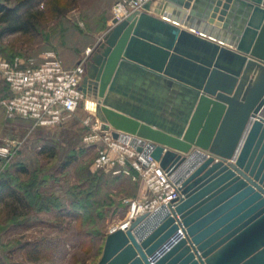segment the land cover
Masks as SVG:
<instances>
[{
    "label": "water",
    "instance_id": "1",
    "mask_svg": "<svg viewBox=\"0 0 264 264\" xmlns=\"http://www.w3.org/2000/svg\"><path fill=\"white\" fill-rule=\"evenodd\" d=\"M111 23L79 109L163 169L208 157L172 216L109 232L97 264H264V0H152Z\"/></svg>",
    "mask_w": 264,
    "mask_h": 264
},
{
    "label": "rangeland",
    "instance_id": "2",
    "mask_svg": "<svg viewBox=\"0 0 264 264\" xmlns=\"http://www.w3.org/2000/svg\"><path fill=\"white\" fill-rule=\"evenodd\" d=\"M56 3L38 5L44 11L33 33L1 34L0 24V57L53 51L65 69L87 58L112 26L114 0ZM7 94L0 79V146L14 144L12 155L0 160V179L14 180L24 201L0 202V261L97 264L107 234L127 221L130 202L149 199L142 180L127 164L93 167L104 145L83 140L99 124L89 112L78 109L60 126L34 128L29 120L4 118Z\"/></svg>",
    "mask_w": 264,
    "mask_h": 264
},
{
    "label": "built area",
    "instance_id": "3",
    "mask_svg": "<svg viewBox=\"0 0 264 264\" xmlns=\"http://www.w3.org/2000/svg\"><path fill=\"white\" fill-rule=\"evenodd\" d=\"M150 1L152 0H116L112 6V19L120 21L131 12L141 10ZM85 60L86 58L65 69L53 51H46L39 58L0 57V79L8 89L3 102L4 118L29 120L33 122L34 128H51L66 122L85 100L80 89ZM83 140L88 144L102 140L104 145L93 162L94 168H115L127 164L142 180L150 196L149 199L132 200L127 221L112 228L110 232L118 228L125 229L129 221L143 214L150 216L158 211L164 214L163 217L167 214L172 216L170 206L182 197V182L195 169L184 176L182 167L190 159L194 162L199 160V155L208 157L204 153H192L181 167L163 169L151 156L153 146L146 140L125 133H120L117 139H113L111 131L101 130L100 124ZM137 148H141V151L138 152ZM13 150L12 142L7 141L1 145L0 160L9 158ZM132 179L135 180L136 176ZM176 223L180 226L179 235L184 237L179 216Z\"/></svg>",
    "mask_w": 264,
    "mask_h": 264
},
{
    "label": "trees",
    "instance_id": "4",
    "mask_svg": "<svg viewBox=\"0 0 264 264\" xmlns=\"http://www.w3.org/2000/svg\"><path fill=\"white\" fill-rule=\"evenodd\" d=\"M74 1L75 0H69L71 3ZM41 3H45L47 7H49L50 4L52 6L54 3L56 5L58 4L56 0H0V24L3 25L1 34H29L35 32L37 23L44 11L38 9V5ZM18 55L20 54L15 53L7 57V59H12ZM43 152H45V148H43ZM51 156H53V154H51ZM19 170L21 171V169ZM13 181L14 180L10 177L0 179V202L12 198L23 203L24 198L19 195L18 189L12 187ZM77 214L78 213L73 212L74 216H78ZM0 264L3 263L0 261Z\"/></svg>",
    "mask_w": 264,
    "mask_h": 264
},
{
    "label": "bare ground",
    "instance_id": "5",
    "mask_svg": "<svg viewBox=\"0 0 264 264\" xmlns=\"http://www.w3.org/2000/svg\"><path fill=\"white\" fill-rule=\"evenodd\" d=\"M88 101H92L91 99H88ZM90 112H93V109H89ZM254 121V119H252V122ZM200 159L196 160V162H194L193 159H190L187 163L184 164V166L182 167V171L185 173L184 176L191 172L200 162H202L205 159V156L203 155H199ZM168 215V214H167ZM166 215V216H167ZM164 214L161 212H154L153 214H151L145 221L143 224H141V227L144 230V234H147L150 232V230H152L154 228V226L156 224H158L162 219H163Z\"/></svg>",
    "mask_w": 264,
    "mask_h": 264
},
{
    "label": "flooded vegetation",
    "instance_id": "6",
    "mask_svg": "<svg viewBox=\"0 0 264 264\" xmlns=\"http://www.w3.org/2000/svg\"><path fill=\"white\" fill-rule=\"evenodd\" d=\"M99 51H100V49H99V45H98V46H96L93 50H91V51L89 52V56L91 57V56H93L96 52H99ZM88 61H89V57L87 56V58H86V60H85V62H84V74H83V77H82V82H83V79H84V77H85V75H86V72H87V68H88L87 63H88ZM81 85H82V83H81Z\"/></svg>",
    "mask_w": 264,
    "mask_h": 264
},
{
    "label": "crops",
    "instance_id": "7",
    "mask_svg": "<svg viewBox=\"0 0 264 264\" xmlns=\"http://www.w3.org/2000/svg\"><path fill=\"white\" fill-rule=\"evenodd\" d=\"M116 0H114V2H115ZM114 4V3H113ZM113 4H112V6H113ZM18 56H21V57H28V56H24V55H22V54H20V55H18ZM86 56H87V53H86ZM75 63H77V62H75Z\"/></svg>",
    "mask_w": 264,
    "mask_h": 264
}]
</instances>
